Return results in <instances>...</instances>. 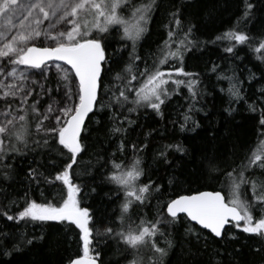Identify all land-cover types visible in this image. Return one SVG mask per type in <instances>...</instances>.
I'll return each mask as SVG.
<instances>
[{"label":"snow or ice","instance_id":"obj_1","mask_svg":"<svg viewBox=\"0 0 264 264\" xmlns=\"http://www.w3.org/2000/svg\"><path fill=\"white\" fill-rule=\"evenodd\" d=\"M157 7V0H0V165L3 166L0 178L7 180L9 175L7 170L11 165L5 159L8 153L46 149L58 151L62 156L67 154L63 169L56 172L54 180L44 177L49 184L62 182L66 196H62L61 202H37L25 198V204L14 215L9 214V209L0 208V216L17 223L58 222L66 224L69 230H78L76 234L82 254L70 257L67 264H97L100 252L90 255L97 237L115 238L126 251L131 250L129 264H162L173 243L169 239L166 240L167 247H160L158 237L169 235L166 229L179 222L182 216L188 222H194L187 231L197 237L195 225L216 238H223L228 225L244 233L264 236V180L259 177L250 179L246 175L256 169L264 175V116L260 120L261 138L257 144L239 169L224 173L222 183L228 188L227 195L223 188L176 194L167 200H158L155 219L141 216L136 223L132 210L157 198L162 186L151 180L140 183L144 169L135 154L141 149L133 144L134 158L131 162L112 161L113 171L106 177L117 185L118 192L123 193L117 217L119 225L112 226L113 222H109L96 226L90 209L81 206L78 199L81 189L73 183L71 171L84 151L82 132L86 118L97 107L101 110L107 108L113 113L110 116L113 127L109 131L110 134H119L125 131L122 122L117 123L121 117L129 124L134 123L124 115L126 107L129 114L145 108L162 116V106L183 86L187 88L192 103L184 114L182 131L192 119L190 113L199 98L198 80L197 74L184 70V57L194 44L191 39L193 27L183 30L179 9L170 13L174 26L165 25L167 38L156 52L151 53L152 63L149 65L145 61L143 68L138 64L141 57L136 46L147 31ZM252 7L251 3L246 4L245 20ZM114 29L121 34L122 40L131 42L132 51L123 70L113 77L115 83L110 81L105 86V65L109 62L106 40ZM250 39L238 28L216 37L217 41L229 42L224 49L228 53ZM253 51L260 54L257 59L264 60V39L256 43ZM50 61H60L68 66L62 68L55 64L60 72L56 81V91L63 93L60 96H53V89L48 86L52 71ZM166 65L167 68L164 67ZM216 67L214 65L212 71L215 72ZM102 88L105 94H111L107 104L100 96ZM228 92L235 100L242 98L236 84L230 82ZM41 105H44L42 110ZM249 107L255 111L253 104ZM226 111L231 114L232 108ZM197 127L199 124L194 122L192 130ZM124 147L121 142V151ZM169 149L185 152L179 144H169L158 155L166 157ZM209 170L218 171L213 161H209ZM42 175L29 170V176L37 181ZM173 182L170 179L169 183ZM248 184L251 185V199L242 191V186ZM257 208L262 210L259 218L254 215ZM24 242L31 244L32 240L24 236L19 240L10 239L8 233H0V254L11 255L19 251ZM9 244L12 245L10 249Z\"/></svg>","mask_w":264,"mask_h":264},{"label":"trees","instance_id":"obj_2","mask_svg":"<svg viewBox=\"0 0 264 264\" xmlns=\"http://www.w3.org/2000/svg\"><path fill=\"white\" fill-rule=\"evenodd\" d=\"M247 3L253 7L245 20L243 13ZM157 5L147 31L136 46V52L141 57L139 67L143 68L145 61L149 65L152 63L151 53L156 52L167 38L165 25L174 26L170 13L179 9L183 30L193 27L191 39L194 44L185 54L184 70L197 74L199 98L184 131L181 124L185 123L184 114L188 112L192 100L183 86L162 106V116L145 108L129 114L126 107L124 115L134 123L129 124L121 117L117 123L122 122L125 131L119 134H110L109 130L113 127L110 116L113 113L109 109L97 107L94 113H90L82 132L84 151L73 166L71 175L73 183L81 189L78 193L81 206L90 209L96 226L109 222L118 226L120 223L117 217L123 193L118 192L117 185L110 183L106 177L113 171L112 161L131 162L134 158L133 144L141 149L135 154L144 169L140 183L151 180L162 186L161 193L156 194L157 198L132 210L133 219L139 223L141 216L155 219L158 200H167L176 194H189L195 190L219 191L223 188L227 195L228 188L222 183L224 173L239 169L261 138L264 60L257 59L260 54L253 48L260 39H264V0H157ZM232 28L245 32L251 39L248 43L236 45L234 51L228 53L224 49L229 42L217 41L216 37ZM106 48L109 62L105 65L103 84L108 86L110 81L115 83L113 77L129 61L132 47L131 42L122 40L121 34L114 29L107 37ZM214 65L217 66L215 72L212 71ZM225 76L238 79L241 99H233L226 87H222ZM48 86L54 94L56 78L52 71ZM110 95L101 89L100 96L105 104ZM250 104L255 111L249 107ZM229 107L232 108L231 114L226 111ZM194 122L199 127L193 131ZM121 142L125 145L123 151L120 149ZM169 144H179L185 152L169 149L166 157L159 156L158 153ZM5 159L11 168L7 170V180L0 178V208L9 209L10 215L25 204V198L59 203L62 196H66L62 182L49 184L44 177L54 180L56 172L63 169L67 154L62 156L58 151L36 149L20 154L8 153ZM209 161L214 162L218 171L209 170ZM30 169L43 174L38 181L29 176ZM0 170H3L2 165ZM246 175L250 179L259 177L264 180L259 169ZM170 179L174 181L172 184ZM250 189V184L242 186L244 195L249 199L252 196ZM261 214L259 208L254 212L257 218ZM192 225L182 216L179 222L166 229L169 235L158 237L160 247H167L166 240L169 239L173 243L162 264H264V236L244 233L229 225L223 238H216L195 225V232L199 234L197 237L187 231ZM77 232L58 222L17 223L0 216V233H8L10 239L19 240L24 236L32 240L31 244L24 242L19 251L11 255L0 254V264H67L70 257L82 254ZM11 247L9 244L8 248ZM96 251L100 252L97 258L100 264H129L132 259L131 250L126 251L125 246L112 237H97L90 255Z\"/></svg>","mask_w":264,"mask_h":264},{"label":"rangeland","instance_id":"obj_3","mask_svg":"<svg viewBox=\"0 0 264 264\" xmlns=\"http://www.w3.org/2000/svg\"><path fill=\"white\" fill-rule=\"evenodd\" d=\"M0 63H2V62H0ZM55 64H57V63H55V62H53V63H49V66L51 67V69H52V72H53V74H54V77L56 78V81L59 79V76H60V72L57 70V68L55 67ZM59 64V63H58ZM61 65V67L62 68H67L66 66H64V65H62V64H60ZM21 67H23V66H21ZM233 76H229V77H224V78H222L223 79V82H224V84H223V86L222 87H226V89H227V91H228V89H229V86H230V82L231 83H233V84H236V86H238V84H239V81H238V79L237 78H232ZM228 78H231V80H229ZM56 88H57V84H56ZM55 88V89H56ZM63 93L62 92H57L56 90H55V92H54V94H53V96H60V95H62Z\"/></svg>","mask_w":264,"mask_h":264},{"label":"water","instance_id":"obj_4","mask_svg":"<svg viewBox=\"0 0 264 264\" xmlns=\"http://www.w3.org/2000/svg\"><path fill=\"white\" fill-rule=\"evenodd\" d=\"M48 63H53V62H48ZM55 63H59V64H62V65H64L63 64V62H60V61H58V62H55ZM64 66H66V67H68L67 65H64ZM74 75V74H73ZM90 115V114H89ZM87 119V118H86ZM202 191H205V190H202ZM207 191H212V190H207ZM191 223H193L194 224V222H191ZM198 226V225H197ZM199 228H200V226H198ZM207 231V230H206ZM208 232V231H207ZM97 264H100L98 261H97Z\"/></svg>","mask_w":264,"mask_h":264},{"label":"bare ground","instance_id":"obj_5","mask_svg":"<svg viewBox=\"0 0 264 264\" xmlns=\"http://www.w3.org/2000/svg\"><path fill=\"white\" fill-rule=\"evenodd\" d=\"M191 223V222H190ZM193 224V223H192ZM197 226V225H196Z\"/></svg>","mask_w":264,"mask_h":264}]
</instances>
